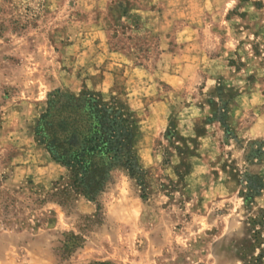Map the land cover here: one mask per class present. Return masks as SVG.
Listing matches in <instances>:
<instances>
[{
  "label": "rangeland",
  "instance_id": "374dc122",
  "mask_svg": "<svg viewBox=\"0 0 264 264\" xmlns=\"http://www.w3.org/2000/svg\"><path fill=\"white\" fill-rule=\"evenodd\" d=\"M57 93L132 123L96 203ZM0 264H264V0H0Z\"/></svg>",
  "mask_w": 264,
  "mask_h": 264
},
{
  "label": "trees",
  "instance_id": "16d2710c",
  "mask_svg": "<svg viewBox=\"0 0 264 264\" xmlns=\"http://www.w3.org/2000/svg\"><path fill=\"white\" fill-rule=\"evenodd\" d=\"M48 107L37 133L46 138L52 157L70 177L58 204L66 207L74 196L96 203L109 182L110 169L133 138L132 123L93 97L76 102L57 93Z\"/></svg>",
  "mask_w": 264,
  "mask_h": 264
},
{
  "label": "clouds",
  "instance_id": "9594fccd",
  "mask_svg": "<svg viewBox=\"0 0 264 264\" xmlns=\"http://www.w3.org/2000/svg\"><path fill=\"white\" fill-rule=\"evenodd\" d=\"M194 114H195V112H194Z\"/></svg>",
  "mask_w": 264,
  "mask_h": 264
}]
</instances>
